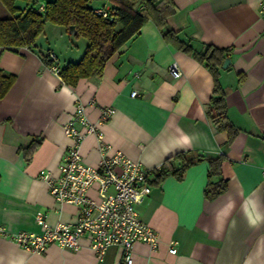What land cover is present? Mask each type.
Instances as JSON below:
<instances>
[{
	"label": "crops",
	"instance_id": "crops-1",
	"mask_svg": "<svg viewBox=\"0 0 264 264\" xmlns=\"http://www.w3.org/2000/svg\"><path fill=\"white\" fill-rule=\"evenodd\" d=\"M173 1L176 12L168 25L182 39L197 47L205 43L229 49L231 62L222 67L220 83L237 136L229 143V133L219 130L208 114L214 89L210 70L166 39L151 19L108 60L102 74L73 86L50 70L45 56L55 51L60 66L79 61L87 41L75 49L73 34L57 26L52 30L59 35V46L43 37L46 30L36 46H0V68L16 76L0 99V224L9 231L39 232V211L52 225L77 219L78 206L57 201L43 172L57 173L71 143L63 125L78 100L93 122L100 120L104 107L113 106L114 113L100 125L111 145L107 155L122 151L150 172L152 190L137 209L160 242L154 250L144 241L135 242L132 264H264V224L253 228L244 218L253 205L264 213V0ZM94 4L112 5L107 0ZM174 63L177 77L170 71ZM134 90L137 96L131 95ZM38 137L42 142L27 161L22 147ZM182 151L224 155L222 173L213 179H225L226 191L206 198V159L190 166L182 179L154 181L153 169ZM79 153L97 166L95 134L82 140ZM89 195L99 199L97 184ZM172 241H177L176 254L169 251ZM80 245L72 250L51 244L37 254L0 237V264H127L119 244L108 246L101 259L87 237Z\"/></svg>",
	"mask_w": 264,
	"mask_h": 264
},
{
	"label": "trees",
	"instance_id": "trees-1",
	"mask_svg": "<svg viewBox=\"0 0 264 264\" xmlns=\"http://www.w3.org/2000/svg\"><path fill=\"white\" fill-rule=\"evenodd\" d=\"M18 1L26 4L19 6ZM31 1L0 0L8 11L7 15L0 17V46L11 50L36 46L48 22L65 29L66 32L70 26H75L76 33L73 36L84 37L87 40L85 53L79 61H70L60 66L62 81L73 86L81 78L102 74L108 60L151 19L162 30L166 39L171 40L180 50L194 59L204 63L210 70L214 78V89L208 114L219 130L229 133V143L237 136L239 128L228 116L226 90L220 83L221 69L228 58L229 49L205 43L197 47L192 42L182 39L178 32L168 25V19L176 12L173 0H107L112 4L108 19L95 12L97 6L94 2L103 0H50L45 3L44 11H41L39 5L35 3L29 4ZM47 54L45 60L50 65L52 61L47 58ZM15 79L14 74L0 68V99L6 96ZM41 142L42 138L38 137L28 146L22 147L27 161L32 159ZM204 159L209 162L205 196L208 199L215 198L228 188L225 179H213L214 176L222 173L224 155L213 157L194 151L179 152L153 169L154 181H162L168 176L182 179L190 166Z\"/></svg>",
	"mask_w": 264,
	"mask_h": 264
},
{
	"label": "built area",
	"instance_id": "built-area-1",
	"mask_svg": "<svg viewBox=\"0 0 264 264\" xmlns=\"http://www.w3.org/2000/svg\"><path fill=\"white\" fill-rule=\"evenodd\" d=\"M109 8L110 6H100L95 12L108 19ZM39 9L44 11L45 4H39ZM261 13L264 15V2L261 4ZM47 58L52 61L48 65L50 70L61 78L60 61L56 52L49 51ZM170 71L176 77L180 75L176 63L170 66ZM131 95L137 96L138 91H132ZM114 111L113 106L104 107L100 120L93 122L83 103L77 100L69 119L63 125L71 143L59 161L57 173L43 172L48 180L50 193L57 201L78 206L75 222L52 225L48 222L47 215L39 211L36 215V222L41 227L39 232H13L0 224V237L37 254L44 253L51 244L78 250L81 246L80 239L87 237L100 259L108 246L121 245L127 264L133 263L132 247L135 242L144 241L152 250L158 248L159 234L141 220L137 209L152 190L149 184L150 172L140 161L131 159L122 151L112 156L107 155L111 145L104 140L100 125ZM78 125L84 130H80ZM90 134H95L98 138L100 159L97 166L89 164L79 153L80 143ZM95 184L98 185L99 199L89 195V190ZM169 251L177 253V241H172Z\"/></svg>",
	"mask_w": 264,
	"mask_h": 264
},
{
	"label": "rangeland",
	"instance_id": "rangeland-1",
	"mask_svg": "<svg viewBox=\"0 0 264 264\" xmlns=\"http://www.w3.org/2000/svg\"><path fill=\"white\" fill-rule=\"evenodd\" d=\"M8 14V11L6 10V8L0 3V17L1 16H4V15H7ZM53 27V28H52ZM57 26L53 25V24H47L45 26V34L43 35V37H48V41L49 42H57V46H59L61 44V40H57V39H60L58 38L59 35L58 33L55 31V30H52V29H57L56 28ZM55 35V36H54ZM54 36V37H53ZM74 40V48L77 49L78 46H82L83 42L87 41L84 37H74L73 38ZM52 44V43H51ZM55 44V45H56ZM66 49V48H65ZM64 49V50H65Z\"/></svg>",
	"mask_w": 264,
	"mask_h": 264
},
{
	"label": "clouds",
	"instance_id": "clouds-1",
	"mask_svg": "<svg viewBox=\"0 0 264 264\" xmlns=\"http://www.w3.org/2000/svg\"><path fill=\"white\" fill-rule=\"evenodd\" d=\"M244 218L248 225L253 228L264 224V213L259 212L255 205L244 212Z\"/></svg>",
	"mask_w": 264,
	"mask_h": 264
},
{
	"label": "water",
	"instance_id": "water-1",
	"mask_svg": "<svg viewBox=\"0 0 264 264\" xmlns=\"http://www.w3.org/2000/svg\"><path fill=\"white\" fill-rule=\"evenodd\" d=\"M68 32L70 34H73L74 35L76 33V27L75 26H70ZM230 62H231V58H227L225 60L224 64H223V67L224 68L227 67L230 64Z\"/></svg>",
	"mask_w": 264,
	"mask_h": 264
}]
</instances>
